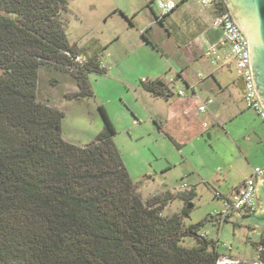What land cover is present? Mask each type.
Segmentation results:
<instances>
[{
  "label": "trees",
  "instance_id": "obj_1",
  "mask_svg": "<svg viewBox=\"0 0 264 264\" xmlns=\"http://www.w3.org/2000/svg\"><path fill=\"white\" fill-rule=\"evenodd\" d=\"M67 5L0 0V264H218L219 243L200 235L212 215L186 226L188 207L162 216L173 196L144 201L104 107L102 132L80 146L63 137L64 113L38 102L42 68L72 76L71 99L94 98L89 76L106 73L100 52L87 57L69 41ZM217 10L229 11L224 0ZM142 86L172 97L162 80ZM183 197L193 201L196 193ZM189 238L194 247L183 246ZM253 247L264 264V237Z\"/></svg>",
  "mask_w": 264,
  "mask_h": 264
},
{
  "label": "rangeland",
  "instance_id": "obj_2",
  "mask_svg": "<svg viewBox=\"0 0 264 264\" xmlns=\"http://www.w3.org/2000/svg\"><path fill=\"white\" fill-rule=\"evenodd\" d=\"M67 1L63 13L67 37L81 50L95 49L103 53L100 63L106 73L89 76L94 98L71 99L78 92L71 75L52 68L40 70L38 102L64 113V139L78 145L95 141L103 130L98 110L102 106L116 127L115 144L144 201L155 196H173L162 212L163 217H171L193 204L189 208L192 212L185 221L186 226L222 213L223 202L216 198V193L226 195L229 183L224 182H228L229 177L236 178L237 158L227 150V139H218L217 129L211 127L201 143H193L188 140L192 126L185 124L183 119L170 122V133L166 134L152 119L157 107L155 99L142 91V81L148 79L151 72L161 70L163 63L161 55L151 47H143V38L138 32L126 29L130 25L124 17L130 16L128 19L132 20L133 15L139 12L135 23L140 31L153 12L159 15L156 5L150 0ZM196 1L193 0L197 5ZM112 13L116 14L107 21ZM117 32L122 33L119 43L113 42ZM105 45L110 46L106 49ZM226 74L231 80L239 78L234 66L226 70ZM165 104L162 102L160 106L163 113H167ZM184 125L189 126L185 133ZM234 125L230 123L227 126ZM212 134L213 139H210L208 135ZM192 191L196 197L187 201L183 196ZM202 229L219 237L226 248L232 247L236 257L256 259L251 241L259 242V238L247 229L235 230L233 226L225 225L219 232L211 222ZM183 246L194 247L195 242L189 238Z\"/></svg>",
  "mask_w": 264,
  "mask_h": 264
},
{
  "label": "crops",
  "instance_id": "obj_3",
  "mask_svg": "<svg viewBox=\"0 0 264 264\" xmlns=\"http://www.w3.org/2000/svg\"><path fill=\"white\" fill-rule=\"evenodd\" d=\"M150 1L154 2V0ZM196 3L197 5L194 4L193 0H187L161 23L156 19V15L157 17L159 15L153 12V16L149 17L147 25L140 31L135 23L139 12L133 15L132 20L128 19L130 16L124 18L130 25L126 29L128 31L134 30L142 36V43L145 45L143 47H151L154 52L161 55L163 67L161 70L151 72L148 79L151 81L162 80L174 86L176 90L185 92L184 97L174 95L170 99H166L154 96L144 90L142 86V91L153 97L157 103L152 119L160 130H165L163 132L169 134V123L183 119L185 124L188 123L189 126H192L191 136L188 140L193 141V143L200 142L202 137L211 131V127L217 129L218 139L221 137L227 139L229 148L227 150L237 158L235 162L236 181L229 177V181L224 182L225 184L229 183V185L224 193L226 195L222 196L229 197L234 188L251 176L254 168L264 166V122L254 111L246 107L240 77L238 80H231L227 77L226 70L231 69L232 66L235 67V64L231 58L230 49L221 45L222 32L213 26L217 11L214 7H203L199 0ZM115 14L112 13L107 21ZM121 34L120 32L115 33L113 42L119 43L122 39ZM143 34L150 43L144 39ZM109 46L107 45L105 48L107 49ZM84 51L87 57H91L96 52L95 49H84ZM102 54L100 53V57ZM81 58L85 60V57ZM208 100H212L213 103L208 105L205 112L200 111V107ZM162 102L167 104L165 106L168 114L163 113L164 110L163 112L160 110ZM230 123H235V125L233 127L227 126ZM189 126H183L184 133ZM208 137L213 139V134L208 135ZM184 186L186 187V184ZM233 216L235 214L229 218ZM241 217L245 218V216ZM211 223L216 226L219 232L225 225H231L235 230L245 228L253 235L262 234V237L257 236L259 242L264 237V230L251 224L244 226L228 219L224 225L218 228L215 222L211 221ZM202 232H207L210 239L219 243L221 255L240 258L234 255L232 247V250L229 251L223 246L219 237L201 229L200 234ZM254 243L258 242L251 241L253 249ZM254 251L256 259L244 260L257 261L259 254L255 249Z\"/></svg>",
  "mask_w": 264,
  "mask_h": 264
},
{
  "label": "built area",
  "instance_id": "obj_4",
  "mask_svg": "<svg viewBox=\"0 0 264 264\" xmlns=\"http://www.w3.org/2000/svg\"><path fill=\"white\" fill-rule=\"evenodd\" d=\"M187 0H154V4L158 8L159 17L158 22H163L166 17L170 16L178 10ZM200 4L204 7H214L217 11L216 18L213 26L222 32L221 45L228 47L231 52V58L235 64L236 71L243 84V100L246 107L254 111L260 119L264 122V106L262 105L261 98L255 89L252 67H251V52L248 36L236 23L232 14L229 11H218V0H199ZM213 51V50H212ZM77 62H84L81 57L76 59ZM151 80L144 79L142 83L149 84ZM168 93L184 97L183 90H176L174 86L168 84ZM212 100H208L200 107V111L205 112L208 105L212 104ZM259 178L264 179V166L256 167L252 170L251 176L246 179L242 184L234 188L229 197H224L216 193V197L223 202V211L220 214H213L214 222L220 228L228 218L238 212L241 216H252L257 214L259 209V202L257 200V185ZM203 238H208L206 232L200 234ZM258 237L262 234L258 233ZM232 250L231 247L228 248ZM218 264H262L259 261L249 262L244 259L235 258L229 255H221Z\"/></svg>",
  "mask_w": 264,
  "mask_h": 264
},
{
  "label": "water",
  "instance_id": "obj_5",
  "mask_svg": "<svg viewBox=\"0 0 264 264\" xmlns=\"http://www.w3.org/2000/svg\"><path fill=\"white\" fill-rule=\"evenodd\" d=\"M226 2L234 20L248 36L253 82L264 106V0H226ZM156 19L158 20L157 15ZM258 179L257 200L260 205L256 216L242 218L238 212H235V216L228 219L244 226L248 224L258 226L264 230V180L259 177ZM192 207L193 204H190L189 208Z\"/></svg>",
  "mask_w": 264,
  "mask_h": 264
}]
</instances>
